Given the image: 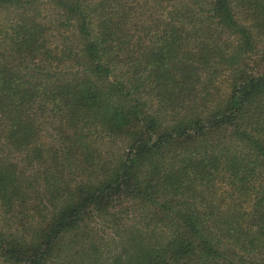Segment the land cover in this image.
<instances>
[{"label": "trees", "instance_id": "16d2710c", "mask_svg": "<svg viewBox=\"0 0 264 264\" xmlns=\"http://www.w3.org/2000/svg\"><path fill=\"white\" fill-rule=\"evenodd\" d=\"M0 264H264V0H0Z\"/></svg>", "mask_w": 264, "mask_h": 264}, {"label": "rangeland", "instance_id": "374dc122", "mask_svg": "<svg viewBox=\"0 0 264 264\" xmlns=\"http://www.w3.org/2000/svg\"><path fill=\"white\" fill-rule=\"evenodd\" d=\"M92 226H94L98 231H100L101 233H103V231L105 232L106 230V226L105 224H103L102 221H100L99 219L94 221L92 223Z\"/></svg>", "mask_w": 264, "mask_h": 264}]
</instances>
